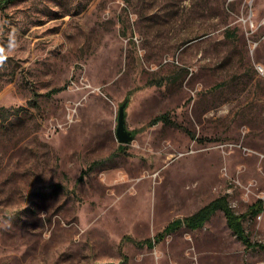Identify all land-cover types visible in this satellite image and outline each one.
Returning a JSON list of instances; mask_svg holds the SVG:
<instances>
[{
  "label": "rangeland",
  "instance_id": "obj_1",
  "mask_svg": "<svg viewBox=\"0 0 264 264\" xmlns=\"http://www.w3.org/2000/svg\"><path fill=\"white\" fill-rule=\"evenodd\" d=\"M220 195L264 198V0L0 4V264H264L223 210L131 240Z\"/></svg>",
  "mask_w": 264,
  "mask_h": 264
},
{
  "label": "trees",
  "instance_id": "obj_2",
  "mask_svg": "<svg viewBox=\"0 0 264 264\" xmlns=\"http://www.w3.org/2000/svg\"><path fill=\"white\" fill-rule=\"evenodd\" d=\"M6 0H0V4ZM8 1V0H7ZM225 32L230 36H235L234 30L226 29ZM64 87H55L52 89L53 92L62 90ZM2 114V113H1ZM164 121L166 123H173L167 112L156 115L152 118L149 124H154L158 121ZM134 133L136 131H133ZM133 133V134H134ZM217 210H223L226 216L228 225L236 233V235L248 246V247H264L263 242L252 241L249 235L245 231L243 220L247 216H256L257 214L264 211V198H259L255 202L249 205V208L244 213H237L231 204L229 203L226 195H220L205 205L201 206L198 210L190 215L184 217H178L170 221L160 232V234L154 239L152 237H147L142 240H137L131 238V240L137 242L138 244H146L148 246H153L158 240L161 239L165 234L175 231L182 226H186L190 229H197L206 224V222L213 216Z\"/></svg>",
  "mask_w": 264,
  "mask_h": 264
},
{
  "label": "water",
  "instance_id": "obj_3",
  "mask_svg": "<svg viewBox=\"0 0 264 264\" xmlns=\"http://www.w3.org/2000/svg\"><path fill=\"white\" fill-rule=\"evenodd\" d=\"M128 99L119 105L117 135L121 142H129L133 139V132L126 127V108Z\"/></svg>",
  "mask_w": 264,
  "mask_h": 264
}]
</instances>
